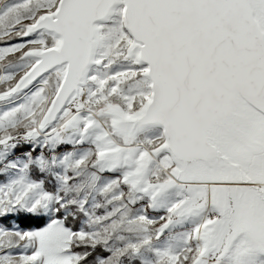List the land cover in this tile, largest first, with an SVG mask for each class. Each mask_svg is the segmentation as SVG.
<instances>
[{
    "label": "snow or ice",
    "instance_id": "1",
    "mask_svg": "<svg viewBox=\"0 0 264 264\" xmlns=\"http://www.w3.org/2000/svg\"><path fill=\"white\" fill-rule=\"evenodd\" d=\"M0 264H264V0H0Z\"/></svg>",
    "mask_w": 264,
    "mask_h": 264
},
{
    "label": "trees",
    "instance_id": "2",
    "mask_svg": "<svg viewBox=\"0 0 264 264\" xmlns=\"http://www.w3.org/2000/svg\"><path fill=\"white\" fill-rule=\"evenodd\" d=\"M27 223H29V221L26 220V219H23V218H22V220H21V224H22V226H23V225H26Z\"/></svg>",
    "mask_w": 264,
    "mask_h": 264
}]
</instances>
